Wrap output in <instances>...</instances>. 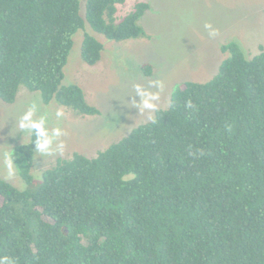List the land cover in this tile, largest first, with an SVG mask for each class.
I'll use <instances>...</instances> for the list:
<instances>
[{
  "label": "trees",
  "instance_id": "trees-1",
  "mask_svg": "<svg viewBox=\"0 0 264 264\" xmlns=\"http://www.w3.org/2000/svg\"><path fill=\"white\" fill-rule=\"evenodd\" d=\"M126 0H0V100L20 87L81 116H97L78 84L62 85L73 36L149 38V4ZM204 83L186 81L167 108L94 158L57 159L31 175L39 129L15 150L26 188L0 179V258L15 264H264V51L237 41ZM103 45L84 33L80 57ZM151 65L140 71L151 75ZM190 102V103H189ZM42 127L44 125L42 123Z\"/></svg>",
  "mask_w": 264,
  "mask_h": 264
},
{
  "label": "rangeland",
  "instance_id": "rangeland-1",
  "mask_svg": "<svg viewBox=\"0 0 264 264\" xmlns=\"http://www.w3.org/2000/svg\"><path fill=\"white\" fill-rule=\"evenodd\" d=\"M138 2L150 6L139 21L149 38L108 41L87 25L73 36L62 85L78 84L99 115L81 116L54 101L43 105L38 93L24 87L13 104L0 100V179L18 190L26 188L15 150L29 142L33 122H43V139L50 140L46 149L35 148L33 153L31 175L40 180L57 159H70L74 153L94 158L150 121L156 110L167 108L177 84L210 80L226 57L220 51L222 44L237 41L247 58L264 51V0H126L118 6L117 18ZM85 3L80 0L81 14ZM213 30L216 35L210 36ZM84 33L103 45L101 59L93 66L80 57ZM144 64L151 65L150 76L141 73ZM145 99L152 107H144ZM28 113L31 116L25 120Z\"/></svg>",
  "mask_w": 264,
  "mask_h": 264
},
{
  "label": "clouds",
  "instance_id": "clouds-1",
  "mask_svg": "<svg viewBox=\"0 0 264 264\" xmlns=\"http://www.w3.org/2000/svg\"><path fill=\"white\" fill-rule=\"evenodd\" d=\"M205 27L211 28V25H205ZM209 35L215 36L216 32L213 30L209 33ZM137 88L139 90V86H137ZM141 94H143V93H141ZM143 103H144V107H148V108L152 107V105L148 99H145ZM57 114L60 115V113H57ZM30 116H31V113H28L25 115L24 119L27 120V119H29ZM42 123L43 122L41 121V122H33V124H32L33 128L39 129L38 137H37L35 144H36V149L40 150V151L46 149L47 146L50 144V140L43 139V137L45 136V130L42 127ZM24 126L25 125L23 123H21L20 127L23 128ZM56 134L59 135V130H57ZM9 167H11V165H9ZM0 264H15V262L10 260L8 257H2V258H0Z\"/></svg>",
  "mask_w": 264,
  "mask_h": 264
}]
</instances>
